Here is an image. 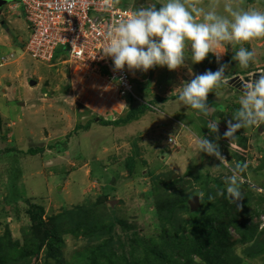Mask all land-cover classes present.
I'll return each instance as SVG.
<instances>
[{
    "label": "rangeland",
    "instance_id": "374dc122",
    "mask_svg": "<svg viewBox=\"0 0 264 264\" xmlns=\"http://www.w3.org/2000/svg\"><path fill=\"white\" fill-rule=\"evenodd\" d=\"M159 1L137 0L141 7L148 2L160 7ZM246 1L232 6L264 11V0ZM14 2L0 1V58L15 55L6 63L0 60V236L10 246L26 249L28 264H92L93 259L101 264L103 259L95 256L101 247L105 256L112 254L111 264H145L158 253L155 245L163 231L155 224L156 207L165 204L169 209L177 206L188 220L187 234L201 217L237 218L247 235L242 241L230 228V240L221 242L227 250L222 258L234 264H264V213H258L264 208V125L240 129L232 143L224 136L240 108L244 85L264 74V38L244 45L256 52L247 69L238 66L233 48L226 45L219 62L209 54L203 62L187 61L175 71L159 66L147 72L129 70L137 99L121 97L107 79L79 72L64 48L51 63L26 54L31 30L23 6L10 9ZM193 2L198 0H188ZM225 2L230 1L201 0L198 6L207 9L215 4L223 13ZM221 65H227V83L215 90L217 95L209 93L207 116L178 100L184 82ZM32 80L35 86L30 85ZM144 105L147 110L127 124H100L126 119ZM213 121L219 122L215 134L207 128ZM203 136L219 145L224 162L200 152L198 141ZM239 141L245 145L240 147ZM36 148L39 153L28 152ZM240 158L246 160L244 169ZM85 161L89 165L80 169ZM238 165L244 196L234 203L226 181ZM90 171L93 174L87 178ZM196 193L199 204L193 208ZM86 205L98 206L97 212L79 227L69 224L66 213L82 212ZM36 208L48 227L56 228L45 241L43 228L29 216ZM191 211L200 212L191 215ZM220 221L222 232L225 221ZM83 231L87 237L78 234ZM188 238L187 243H193L194 235Z\"/></svg>",
    "mask_w": 264,
    "mask_h": 264
},
{
    "label": "clouds",
    "instance_id": "9594fccd",
    "mask_svg": "<svg viewBox=\"0 0 264 264\" xmlns=\"http://www.w3.org/2000/svg\"><path fill=\"white\" fill-rule=\"evenodd\" d=\"M159 5L140 7L129 18L109 28L107 44L101 52L104 58H111L115 69L127 67L147 72L159 66L175 71L187 61L199 64L209 54L217 56L219 62L221 49L226 45L233 48L232 59L240 68L247 69L255 62V50L244 45L264 38V11L235 8L230 2L223 5V13L217 11L215 4L206 9L189 4L188 0H160ZM237 45H240L238 50ZM226 69L227 65H221L215 72L209 70L184 82L178 100L207 116L211 109L208 95L210 92L217 95L215 90L227 83ZM242 92L240 108L232 115L224 133L231 143L240 129L264 125V74L246 83ZM218 125L219 122H209L207 128L215 134L219 132ZM198 147L200 152L225 161L219 145L208 137L199 139ZM240 170L238 165L226 181L228 196L234 203L244 196L239 184Z\"/></svg>",
    "mask_w": 264,
    "mask_h": 264
},
{
    "label": "built area",
    "instance_id": "2783aa9c",
    "mask_svg": "<svg viewBox=\"0 0 264 264\" xmlns=\"http://www.w3.org/2000/svg\"><path fill=\"white\" fill-rule=\"evenodd\" d=\"M14 1L10 9L22 5L31 30L24 49L32 59L51 63L58 49L64 48L69 62L79 66V72H86V77H103L121 97L137 99L127 67L115 69L111 58H104L101 52L109 28L129 18L134 10L119 7L114 0ZM14 57L2 56L0 60L6 63Z\"/></svg>",
    "mask_w": 264,
    "mask_h": 264
},
{
    "label": "trees",
    "instance_id": "16d2710c",
    "mask_svg": "<svg viewBox=\"0 0 264 264\" xmlns=\"http://www.w3.org/2000/svg\"><path fill=\"white\" fill-rule=\"evenodd\" d=\"M251 1H253V3H263L260 0ZM147 108V105L140 106L138 110H134V113L130 114L126 119L117 120L114 122L112 120H100V124L104 126H122V124L129 123V121H131V119L135 117V114H143L147 110ZM78 128L79 130H88L89 127L85 128L78 126ZM239 143H241L240 147L245 145V142L243 141H239ZM64 150L56 151L63 152ZM28 152L37 154L39 153V150L38 148H36L31 149ZM245 164V158H240L239 165L241 166V168L244 169ZM164 205L165 204H158V207H156L157 215L155 218V224L158 227H161L163 231V234H161L162 237H160L161 240L159 244L157 246L155 245V247H157L158 253L157 255L155 253L154 260L148 261L145 264H234L222 258V255L224 253H227V250H224L223 247H221V242L230 240V228L236 229V231L240 235L241 240L245 238V236L247 235V229L243 224H240L237 218L233 217L234 219L228 218L225 220L224 218L219 216H207L206 218L201 217L198 222H196V225H194L191 229V237L192 235H194V238H192L193 243L188 244L187 239H189L188 237L190 234L185 233L188 227V223H184L188 220L184 221L182 215L179 214L177 210V206L174 209H169L167 207L164 208ZM97 208L98 206L91 207L86 205L82 209V212H75L73 214L66 213L67 220L70 221L69 224L75 223L76 225L79 224L81 226L88 222L86 219H90L91 216L94 215L95 212H97ZM41 212L42 211L40 209L36 208L35 211L29 212V216L35 222V225H38V227L41 226L43 228L44 238H42V240L45 241L49 236H54V231H56V228H51L52 226L48 227L45 220L42 218ZM198 212L200 211H191V215H197ZM258 213L259 215L261 213H264V208L261 210V212ZM81 214H85L84 217L86 218L82 221L80 220V222L77 223V218H79ZM218 221H220V224L222 223V221H225V226L223 227L222 232L219 231L220 226L218 225ZM77 227L79 226L77 225ZM79 233H81L84 237H87L88 234L86 231L78 232V234ZM29 235L32 236L33 234L30 233ZM30 236H27V238H32ZM210 246H212L211 249ZM52 249L54 250L53 247ZM29 255L30 253L23 247L20 248L18 244L10 246L6 238L4 236H0V264H28L30 260ZM111 255L112 254L105 256V252L102 247L99 248L95 253L96 258L101 257V259H103L101 264H107V262L111 264ZM96 261L95 259H93L92 264H100V262ZM137 263L142 264L139 261H135V264Z\"/></svg>",
    "mask_w": 264,
    "mask_h": 264
},
{
    "label": "crops",
    "instance_id": "0c3cea01",
    "mask_svg": "<svg viewBox=\"0 0 264 264\" xmlns=\"http://www.w3.org/2000/svg\"><path fill=\"white\" fill-rule=\"evenodd\" d=\"M145 0H143V2H144ZM228 1H230V3L231 4H235V3H242V4H244V3H247V1L246 0H228ZM114 2L119 6V7H122V8H127V9H132V10H137L138 9V7H141V5H140V3L139 2H137V0H114ZM160 2V1H159ZM198 2H201V0H198ZM198 2H193L192 4H194V5H197L198 6ZM129 3H133L134 5L132 6H129L128 4ZM148 4H156L155 2H148ZM147 3H145V5H142V6H147L148 5ZM253 4V3H252ZM158 5V4H157ZM79 107H80V105H79ZM79 107H77V111H76V114H78L79 116L81 115V110H80V108ZM75 164V166H77L76 164H77V161H71L70 160V165L71 164ZM88 166L89 164L85 161L84 162V165L83 166H80V169H82L84 166ZM85 169V168H84ZM93 173L90 171V173L88 174V176H87V178L88 177H90V175H92Z\"/></svg>",
    "mask_w": 264,
    "mask_h": 264
},
{
    "label": "water",
    "instance_id": "95a60500",
    "mask_svg": "<svg viewBox=\"0 0 264 264\" xmlns=\"http://www.w3.org/2000/svg\"><path fill=\"white\" fill-rule=\"evenodd\" d=\"M1 1V4H8V3H10V2H12L13 0H0ZM246 80L247 81H250L248 78H246ZM37 84V82L36 81H34V80H32L31 82H30V85L31 86H35ZM199 193V192H198ZM198 193H196L194 196H193V198H192V200H191V205L193 206V208L194 207H196V205H198L199 204V196H198Z\"/></svg>",
    "mask_w": 264,
    "mask_h": 264
}]
</instances>
